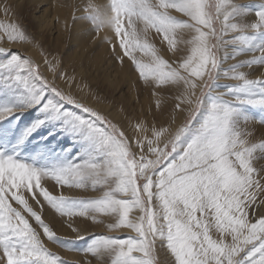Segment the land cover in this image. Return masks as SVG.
Masks as SVG:
<instances>
[{
  "label": "snow or ice",
  "instance_id": "snow-or-ice-1",
  "mask_svg": "<svg viewBox=\"0 0 264 264\" xmlns=\"http://www.w3.org/2000/svg\"><path fill=\"white\" fill-rule=\"evenodd\" d=\"M77 20L90 23L118 62L127 57L154 95L175 90L174 111L184 119L174 131L163 125L149 129L140 121L129 125V135L56 83L69 89L75 83L60 70L62 60L41 53L50 80L32 58L0 48V264H69L44 246L38 229L98 264H157V243L174 264H264V129L259 142L248 131L250 123L264 124V78L250 79L241 70L264 65V0H88L73 15V24ZM105 28L115 35L100 36ZM153 29L174 55L183 51L179 43L190 46L175 67L148 43ZM0 32L8 41L35 42L19 23H0ZM137 50L150 53L153 63H141ZM249 52L250 59H236ZM230 58L235 62L222 71ZM221 76L235 83L218 84ZM221 87L225 91H216ZM29 110L36 115L18 123L17 114ZM50 125L48 136H59L34 148L33 134ZM61 137L68 147H57ZM48 181L104 191L95 199L54 195L45 187ZM30 201L98 223L97 214H108L116 217L109 229L124 226L136 236L81 235L86 226L68 223L77 235L66 240ZM133 208L140 213L136 220L129 218ZM76 241L84 246L74 247Z\"/></svg>",
  "mask_w": 264,
  "mask_h": 264
},
{
  "label": "bare ground",
  "instance_id": "bare-ground-1",
  "mask_svg": "<svg viewBox=\"0 0 264 264\" xmlns=\"http://www.w3.org/2000/svg\"><path fill=\"white\" fill-rule=\"evenodd\" d=\"M252 1L256 0H235L236 3L240 4H253ZM92 2L96 4H103L106 2V0H92ZM12 3L13 7H15L14 9H11L13 8L10 5ZM0 4H2L0 5V11L2 12L0 15L5 14L3 11L4 4L11 7V10L6 15L15 17L24 16L25 20L27 19L24 15L27 8H25V6L27 4L34 5V7L39 8V14H34V19L36 22L35 24H31L32 28L40 31L46 28L50 29L51 25L53 26V29H55V34L52 45L56 51L58 49L63 50V57L61 59L63 64L60 70L66 71L70 77H74L75 79V83L71 86V89H69L68 85L63 81L57 79L56 83L60 84L65 91L70 90L74 95L78 96L91 107L100 110L103 114H106L114 122L123 125L129 135L132 134V128L129 127V125H135L140 121H145V126L149 129L153 125L157 127L163 125L170 127L173 131L183 121L184 117L181 116L178 111H174V106L177 103L175 99V90L160 91L158 95H154L152 89L147 88L145 86L144 80L139 78V73L135 70L134 66L131 64V61L125 57L123 63L118 62L113 55L112 48L104 40L100 39L95 31L90 30L89 22H85L83 20H77L75 24H73L72 21L70 22L69 17L70 15H73V12H75V10H72V8L75 6L74 0H69L68 3L67 0H0ZM83 10L84 8L78 5L76 8L77 15H80ZM247 20L248 22H252L254 20V12L247 17ZM150 31L151 32L147 37L148 43L153 45L157 54L167 60L169 65L172 67H175L176 64L180 62V58L189 54L190 46L186 43H179L178 47L183 51L174 55V52L169 50L166 41L163 40V37L156 34L154 29ZM114 35V32L108 28L102 29L100 32V36ZM182 35L184 37V33ZM184 39L187 40L186 38ZM23 41L25 42H20L18 39L15 40L14 43L8 42L6 45L12 44L14 47H17L18 51H26L28 55L40 63L43 73L49 79H52V74L47 72L45 66L43 65V56L41 53L44 52L49 54V58H52L53 56L57 59L60 58L57 57L53 51L47 50V48L42 46V40H37L32 43L28 42L27 40ZM36 42H39L42 47H37ZM118 43V41L115 42L116 51L120 52L121 50L118 47ZM136 53L135 56L141 63L148 65L153 63L152 56H147L144 54V59H147V61L144 62V60H141L139 54L136 55ZM255 55L259 54L256 53ZM252 56L253 54H251V52L242 53L237 56L236 59L246 60L250 59ZM230 60L234 61L230 58L224 62V65ZM228 66L229 65L223 67V69ZM247 67L250 68L247 69ZM241 70L248 72V78L250 79L264 78V65L245 66V68ZM148 79H152L150 74ZM101 82L105 83V86L107 87L105 93H107L109 90H112L113 92L118 90L120 92L122 89L123 92L121 93V96L112 101L106 97H100L98 95V91L95 90V86L97 83ZM217 83L221 85L233 84L235 81L221 76L219 82L217 81ZM221 88L223 90H219ZM221 88L216 89V91H225L223 87ZM132 100H134L135 104H132ZM158 101L159 105L157 103ZM130 107L132 111L128 112L127 108ZM170 109L173 111V114L172 119L168 120L166 114L168 111H170ZM145 110H152L153 112L150 116L145 117ZM173 120H175L174 123ZM148 135H151L150 131ZM65 139L69 141L66 137ZM45 187L49 188V190L53 193L60 195H70L75 192L90 195L91 193L95 194L101 192L100 187L93 189L90 186L88 189H81L75 187L73 188L72 185L67 184L63 186H54L52 181H48L45 184ZM40 199L42 201L43 198L41 197ZM42 206L43 208L40 206L39 207L42 214H44V218L51 221L60 233L68 236L76 237L77 235L76 232L72 231V229L68 227V223H72L73 227L84 228L86 226L87 231H82L80 233L81 235H84L88 231L94 229H109L107 225L109 223H114L116 219L114 216L99 213L96 216V220L101 222L98 223L86 217L61 216L51 209L46 203H43ZM260 211L264 212V209H261ZM139 215V210L135 208L131 209L129 212V218L132 220H136ZM109 230L124 232L126 237L136 236V233L132 229L124 226ZM56 248L60 249L59 246H53V249ZM156 253L164 257L163 264H174V258L171 256L170 252L166 247H162L159 243L156 245ZM68 254L74 258L84 256L83 253L80 254L74 250H70ZM134 255H139V253H134ZM93 260H95V258Z\"/></svg>",
  "mask_w": 264,
  "mask_h": 264
},
{
  "label": "rangeland",
  "instance_id": "rangeland-1",
  "mask_svg": "<svg viewBox=\"0 0 264 264\" xmlns=\"http://www.w3.org/2000/svg\"><path fill=\"white\" fill-rule=\"evenodd\" d=\"M68 2H69V0H67V3ZM74 2H75V6L73 7L74 9L72 8V10H75V12H73V11L72 12H73V15L74 14L77 15V13H76L77 6L79 5V6H82L84 8V5H86L88 3V0H74ZM252 2H253V4H256V3H259L260 1H257L256 0V1H252ZM0 5H2V4H0ZM10 5L13 7V3L10 4ZM3 6H4V4H3ZM28 7H29V10H28ZM14 8L15 7L11 8V9H14ZM25 8H26V12H25L24 15L27 18L26 20L24 19V16L15 17V16L3 14V15H0V22L1 23H4V24H9V23H19V24H21L24 28L27 29V33L26 34H28L29 37H34L35 38V41L42 40V42H43L42 46H44L45 48H47V50L53 51L55 53V55L57 57H59L60 60H61L62 57H63L62 56L63 50H59L58 49L56 51L54 49L53 45H52L53 37H54V34H55L54 33L55 32V29H53V26L51 25V28L50 29L49 28H46V29H42L40 31L39 30H35V28H32L31 24H35V22H36V20L34 19V14L35 15L39 14V8L34 7V5H29V4H27L25 6ZM172 12L174 13V10H172ZM0 13H2V12L0 11ZM73 15H70V17H69L70 18V22L71 21L73 22ZM141 27H142V25H141ZM150 32L151 31H149L148 35L150 34ZM184 38H186L188 40L191 37L187 34V32H185L184 33ZM19 41L20 42H25V41H22V40H19ZM8 42L9 43H14V41H8L7 39L3 38V33L0 32V48L12 49L14 51H17V52L23 54L24 56H27V57L32 58L30 55H28L26 53V51H24V50L23 51H18L17 47H14V45H12V44L6 45V43H8ZM229 51H231V49H229ZM136 52H135L136 55L139 54V56L141 57V60H144V62L147 61V59H144V57H143L144 54L147 55V56H151V54L148 53V52L147 53L142 52V51H140V52L139 51H136ZM251 54H253V53H251ZM257 54H259V53L257 52ZM32 59L35 60L40 65V63L36 59H34V58H32ZM233 62H235V61H232V60L228 61L227 64H225V65L222 66V69H223V67H225L227 65H231ZM249 68L250 67H247V69H249ZM40 70L42 71L41 65H40ZM218 82H219V80H218ZM58 85L61 86L60 84H58ZM95 88H96L95 90L98 91V95L100 97H106L110 101H112L114 99L116 100V98L119 97V96H121V93L123 92V90L121 89L120 92L118 90L117 91H114V92L112 90H109L107 93H105L107 87L105 86V83H102V82L101 83H97V85L95 86ZM219 90H223V89L221 88ZM77 98L80 99L78 96H77ZM81 101L84 102L85 104H87L85 101H83V100H81ZM132 104H135L134 100H132ZM87 105H89V104H87ZM127 109H128L127 110L128 112L132 111L131 110V107L130 108H127ZM152 112H153L152 110L151 111L150 110H145L144 111L145 117L150 116L152 114ZM172 114H173V111L170 109V111H168L167 114H166L168 120L169 119L170 120L172 119ZM17 115H19V121H17V122L18 123H21V124H25L27 122H30V120L36 115V113H35L34 110H29L28 112H25L23 114H17ZM104 115H106V114H104ZM108 118L111 119L110 117H108ZM27 119H29V120H27ZM51 129H52V126L51 125L49 127H41V128H39L33 134L32 139L35 141V143L33 145L34 148H38L41 145V143H50V142L56 140V138L59 136V133L58 132H55V133H53L52 136H48V133H49V131H51ZM261 129H264V124H260L258 121L253 122V123H250V125L248 127V131H250L251 133H253V135L251 137V139L253 140V142H259V140L261 139V137L259 135V132H260ZM41 136H48V140L42 142L40 140V137ZM69 143L70 142L67 141L65 139V137H63V138L61 137L57 141V147H60L61 145L63 147H68ZM52 183L55 184L54 181H52ZM74 187L75 186H73V188ZM75 188H77V187H75ZM100 190H101V192L95 193V194L94 193H91L90 195H85V193H80V192L77 193V192H75L73 194L64 195V196H66V197H74V198H94L95 199V198H98V197L99 198L102 197V194H103L104 189L102 187H100ZM53 194L54 195H60V194H56V193H53ZM30 203L33 204L34 210L38 211L42 215V218L45 220V222L46 223H49V225L52 228L53 232L57 236H60V237H62L64 239H66V240L75 241V238L76 237H74V236H68V235H65V234L60 233L55 228L54 224L51 221H49L46 218H44V214H42V212L40 210V207L43 208V206L41 204H35V203H33V201H30ZM30 223L32 224L33 227H37V225L35 224L34 221L30 220ZM38 231H40L41 240H42L44 246L47 247L51 252H54L56 255H58L61 259L65 260V261H68L69 264H83V262L86 259H90L92 261V264H98V262L95 261V260H93L94 258L91 257V256H89V257L83 256V257H79V258H74V257L69 256L68 252H70V250H68L65 247L60 246L57 243H54L53 241H50L47 237H44L43 236V233H42V230H39L38 229ZM92 234L106 235V236H111L113 238L119 237L121 239L128 238V237H126L124 235V232H117L116 230H109V229H102V230L94 229V230L88 231L84 235H92ZM53 246H57V247L59 246L60 249H57V248L56 249H53ZM83 246H84V244L81 243L80 241H76L75 242V245H74V247H77V248L83 247ZM77 253L82 254L81 252H77ZM154 255L156 257L157 264H163L164 263V257H162L159 254H157L156 251H155Z\"/></svg>",
  "mask_w": 264,
  "mask_h": 264
}]
</instances>
